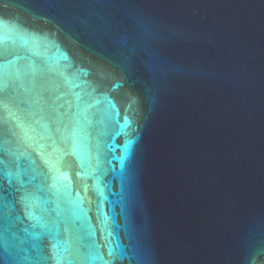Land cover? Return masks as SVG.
Masks as SVG:
<instances>
[{"label":"water","instance_id":"1","mask_svg":"<svg viewBox=\"0 0 264 264\" xmlns=\"http://www.w3.org/2000/svg\"><path fill=\"white\" fill-rule=\"evenodd\" d=\"M0 82L20 255L264 264V0H0Z\"/></svg>","mask_w":264,"mask_h":264},{"label":"snow or ice","instance_id":"2","mask_svg":"<svg viewBox=\"0 0 264 264\" xmlns=\"http://www.w3.org/2000/svg\"><path fill=\"white\" fill-rule=\"evenodd\" d=\"M3 89V84L0 82V90ZM77 108H79V95H77ZM2 103V101H0ZM0 163H3V160L0 159ZM45 163H48L45 161ZM51 170V168H50ZM6 178L8 188L4 187L3 180ZM54 183L53 187H55L56 177H53ZM13 187V177L11 172H3L0 173V201L4 200V193L9 192ZM19 188H16V191H19ZM24 199V198H21ZM31 208L30 205H26L25 215L29 220L37 219L34 212L29 210ZM8 219V217H0V264H40L39 261H34L30 259L28 255H20L19 251L16 250V245L13 243V239H10V228L5 226L3 221ZM17 220L21 218L19 216L16 217ZM111 234L109 233V236ZM11 236L14 238L15 234L11 233ZM113 255V250L109 249V256ZM103 260V257H100ZM57 264H60L58 261ZM104 264H111L110 261H105Z\"/></svg>","mask_w":264,"mask_h":264}]
</instances>
